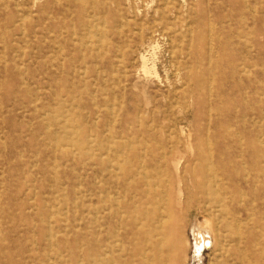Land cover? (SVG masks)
<instances>
[{
  "label": "rangeland",
  "instance_id": "1",
  "mask_svg": "<svg viewBox=\"0 0 264 264\" xmlns=\"http://www.w3.org/2000/svg\"><path fill=\"white\" fill-rule=\"evenodd\" d=\"M263 134L264 0H0V264H237Z\"/></svg>",
  "mask_w": 264,
  "mask_h": 264
},
{
  "label": "bare ground",
  "instance_id": "2",
  "mask_svg": "<svg viewBox=\"0 0 264 264\" xmlns=\"http://www.w3.org/2000/svg\"><path fill=\"white\" fill-rule=\"evenodd\" d=\"M248 3V1H246ZM17 3V2H16ZM249 4V3H248ZM181 5V4H180ZM256 10V9H255ZM244 16V15H243ZM246 16V14H245ZM129 18V17H128ZM190 23V22H189ZM218 23V22H217ZM246 23V22H245ZM89 25V23H88ZM97 25V24H96ZM90 26V25H89ZM212 26V25H211ZM142 28V27H141ZM165 28V27H163ZM89 32V31H88ZM99 32L97 31V34ZM211 34V33H210ZM99 37V36H98ZM233 38V37H232ZM242 38V37H241ZM248 40V39H247ZM99 41V40H98ZM212 41V40H211ZM253 42V41H251ZM160 43V42H157ZM156 43V44H157ZM211 43V42H210ZM155 44V45H156ZM159 45V44H158ZM251 45V44H250ZM212 46V44H211ZM210 46V47H211ZM154 48V47H153ZM156 49V48H155ZM154 51V50H153ZM155 52V51H154ZM173 53V52H172ZM157 54V53H156ZM211 54V51H210ZM176 55V54H175ZM149 60V59H148ZM246 66V65H245ZM244 66V67H245ZM153 67V66H152ZM144 68V67H143ZM177 68V67H176ZM243 68V67H242ZM86 69V68H85ZM154 69V67H153ZM145 70V68H144ZM85 71V70H84ZM156 74V72L154 73ZM158 77V76H157ZM241 78V77H240ZM148 79V78H147ZM119 102V101H118ZM110 103V102H109ZM111 104V103H110ZM109 105V104H108ZM107 105V106H108ZM112 105V104H111ZM110 106V105H109ZM110 108V107H109ZM112 112V111H111ZM57 126V125H56ZM109 128V127H108ZM107 128V129H108ZM56 129V128H55ZM64 131V130H63ZM191 131V130H190ZM191 134V133H190ZM90 135V134H89ZM192 135V134H191ZM264 135V134H263ZM131 138V136H129ZM244 138V137H243ZM147 140V139H146ZM209 141V140H208ZM210 143V142H209ZM131 145V144H130ZM210 146V144H209ZM232 150V151H231ZM76 151V150H75ZM210 151V150H209ZM227 156V159L230 163L238 162L243 165V173L246 176H249L250 174H257L261 176V183L264 187V145L263 143L261 145L254 144V143H248V144H238L234 146L232 149L224 150ZM199 153V151H198ZM201 154V153H199ZM215 157V156H214ZM213 158V157H212ZM225 157H218L214 159V161L217 164V168L219 169H225L226 164L223 163V160ZM144 161V160H143ZM211 162L212 168H211V175L216 180H221V174L214 164ZM236 172V171H235ZM145 173V172H144ZM259 181V179H258ZM79 184V183H78ZM194 186L196 188H203L205 187V183H200L198 181L194 182ZM163 189V188H162ZM182 189H180V192L182 193ZM255 191V190H254ZM125 196V195H124ZM243 201V200H242ZM225 211L226 210V204ZM54 209V208H53ZM56 210V209H55ZM161 210V209H160ZM229 213V212H228ZM52 214V213H51ZM253 215V214H251ZM50 216V215H49ZM166 215L161 210L160 211V219L158 222L162 225L163 221L166 219ZM252 217V216H251ZM240 220V218H239ZM256 223L254 225H251L250 223H235V226L237 227V235L235 239V245L237 246L236 250V259L237 264H264V209L261 212L260 217L256 218ZM171 221H173V218L171 217ZM208 221V220H206ZM241 221V220H240ZM142 222V221H141ZM209 222V221H208ZM49 224V223H48ZM210 225H212L210 223ZM220 225V224H219ZM50 226V225H49ZM198 226V225H196ZM202 226V225H201ZM213 226H211L212 228ZM219 227V226H218ZM206 229V228H204ZM201 229L200 227L195 229L196 231V240L194 243H192L191 246V253L193 250H195V254L192 253L193 259L196 258L198 261V258L203 255V252L205 250H210L213 247H215L216 250V242L214 241V238L212 236V233L209 234L207 230ZM210 229V228H209ZM213 230V228H212ZM170 233H172L174 236L180 235V223L178 219H174V222L171 223ZM57 233V232H56ZM215 233V232H214ZM49 234V233H48ZM56 235V234H55ZM178 238V237H177ZM216 238V237H215ZM156 245V244H155ZM219 246V247H218ZM217 251H219L220 254L224 255L227 253V249L225 247L224 243L217 244ZM108 251V250H107ZM105 254V253H104Z\"/></svg>",
  "mask_w": 264,
  "mask_h": 264
}]
</instances>
